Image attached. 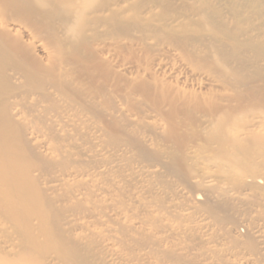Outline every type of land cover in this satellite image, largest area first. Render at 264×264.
Returning <instances> with one entry per match:
<instances>
[{
  "label": "bare ground",
  "instance_id": "bare-ground-1",
  "mask_svg": "<svg viewBox=\"0 0 264 264\" xmlns=\"http://www.w3.org/2000/svg\"><path fill=\"white\" fill-rule=\"evenodd\" d=\"M0 264H264V0H0Z\"/></svg>",
  "mask_w": 264,
  "mask_h": 264
},
{
  "label": "rangeland",
  "instance_id": "rangeland-1",
  "mask_svg": "<svg viewBox=\"0 0 264 264\" xmlns=\"http://www.w3.org/2000/svg\"><path fill=\"white\" fill-rule=\"evenodd\" d=\"M198 152H200V151H198ZM198 152H196V153L193 154L194 156H193V158H192V159H193L192 162H195V163H196V161H197V163H198V162H200L201 160H203V158L207 157V156H204V155H208L205 151H203V152H204V155H203V152L201 151V153H199L200 156H201V157H200L199 154H198ZM196 155H198V156H196ZM195 156H196L195 159H197V157H198L199 160H200L201 158H202V159H201L200 161H199L198 159L195 161V159H194ZM203 156H204V157H203ZM199 157H200V158H199Z\"/></svg>",
  "mask_w": 264,
  "mask_h": 264
}]
</instances>
